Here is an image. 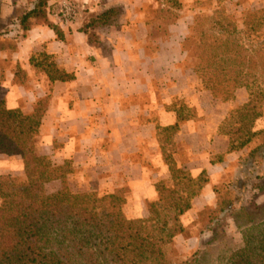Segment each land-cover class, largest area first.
Masks as SVG:
<instances>
[{
  "label": "crops",
  "instance_id": "1",
  "mask_svg": "<svg viewBox=\"0 0 264 264\" xmlns=\"http://www.w3.org/2000/svg\"><path fill=\"white\" fill-rule=\"evenodd\" d=\"M77 2L80 17L71 23H59L49 4V20L60 28L61 38L49 25H37L21 34L13 53L0 51L2 99L10 109L31 113L38 100L48 98L40 153L57 165L74 160L73 166L82 165L84 172L98 156L110 173L101 185L110 187L107 182L124 174L133 191L130 202L136 204L158 200L157 181L171 177L160 138L167 132L178 150L173 153L178 167L194 177L203 171L209 177L182 217L185 227L192 224L215 205L218 178L240 158L242 152L227 153L228 139L219 129L236 105L244 104L215 99L193 73L185 74L183 44L200 12L170 6L167 0ZM111 9L119 11L111 23L88 27L97 30L92 41L86 21ZM171 12L178 16L170 19ZM14 13V7L2 4L1 23ZM152 30L166 32L154 35ZM38 52L51 55L74 79L53 83L36 71L30 60ZM17 66L26 73L24 83L16 79ZM220 154L223 160L212 163V156ZM132 216H146V211Z\"/></svg>",
  "mask_w": 264,
  "mask_h": 264
},
{
  "label": "trees",
  "instance_id": "2",
  "mask_svg": "<svg viewBox=\"0 0 264 264\" xmlns=\"http://www.w3.org/2000/svg\"><path fill=\"white\" fill-rule=\"evenodd\" d=\"M34 1L28 11L15 10L12 18L19 33L25 36L34 26L47 24L61 38L60 28L49 20L52 0ZM1 13L0 0V26ZM168 15L170 18L171 13ZM118 16L119 11L111 9L91 18L85 27L86 33H89L88 27L108 25ZM247 29L253 30L249 23ZM4 36L9 35L0 33V39ZM18 41L6 44L5 40H0V51L13 53ZM237 57H232L226 49L223 61L231 67L229 72L221 70V74L205 79L208 91L217 100L232 98L231 89L242 85L240 81L249 93V101L230 112L220 126V134L228 139L227 153H247L254 139L264 134V130L258 132L254 129V123L262 117V92L252 90L250 76L239 70L241 64ZM30 63L53 83L74 79L45 52L33 54ZM16 74L18 82L24 83L26 73L20 66H17ZM48 103V98L40 99L31 113H24L21 109L8 108L0 97V155L20 156L27 177V182L20 185L11 175H0V264H175L166 255L164 246L184 233L181 217L192 208L193 199L209 182L207 173L203 171L194 177L170 160L168 167L173 185L170 188L164 183L156 185L160 205H150V228L144 220L125 218L119 211L121 200L114 195L79 194L66 187L48 195L45 193L46 184L63 179L68 172L63 166L54 165L36 146ZM263 148L264 144H261L250 151L248 157L253 158L256 153L264 156ZM223 157L222 154L212 156V163L221 162ZM228 176L233 181L232 173H228L226 179ZM230 185L231 182L229 185L224 182L215 185L217 200L214 208L207 207L199 214L204 230L213 231L223 215L233 216L242 228L235 215L246 209L232 205L229 200L226 202L223 194L224 188ZM104 205L110 206L108 212H101ZM204 215L208 218L203 219ZM246 217L243 246L228 256L225 264H264V219L256 222L252 216ZM178 264H197V254Z\"/></svg>",
  "mask_w": 264,
  "mask_h": 264
},
{
  "label": "rangeland",
  "instance_id": "3",
  "mask_svg": "<svg viewBox=\"0 0 264 264\" xmlns=\"http://www.w3.org/2000/svg\"><path fill=\"white\" fill-rule=\"evenodd\" d=\"M78 0H52L51 2L54 13L66 3L78 5L74 2ZM170 6L176 8H186L198 11L194 25L188 32L187 39L184 41L183 49L188 55L187 61L182 65L185 74L195 75L198 84L203 91H208L206 81L212 78L211 75L221 74L228 71L231 67L223 61L225 50L229 49L230 55H237L240 59L239 70L250 76L249 84L256 93H261L263 99L260 103L262 117L258 118L254 123V129L258 132L264 130V0H167ZM2 4L14 7L22 13L28 11L34 5V0H1ZM50 2V3H51ZM78 3V2H77ZM148 11V9H145ZM148 13V12H147ZM149 14V13H148ZM147 14V15H148ZM177 14L171 12L170 19H174ZM82 17V16H81ZM90 23L88 19L86 25ZM247 23V26H246ZM248 23L252 31L248 30ZM16 26L13 18L6 20L0 26V33H8V37L4 36L0 40L12 42L19 39L21 33ZM92 41L97 38L94 29L88 30ZM154 35H163L164 30H152ZM12 33V34H11ZM227 45V46H226ZM223 56V57H222ZM237 57V58H238ZM222 70V72H221ZM197 72V73H196ZM221 72V73H220ZM201 74V78L198 76ZM189 77V75H188ZM242 85L244 84L243 81ZM232 87V98L227 100L219 99L221 102H231L238 100L247 103L249 101V93L242 86ZM242 86V87H241ZM242 90V94L237 92ZM235 92V93H234ZM255 93V94H256ZM2 98V95L0 94ZM261 99V97H260ZM205 101V100H204ZM240 105H236L232 111H236ZM231 111V112H232ZM167 132L162 131L160 138L167 148L164 155V161L168 166V162L173 159L174 151L177 147L173 140H167ZM41 134L37 138V148L40 152L42 142ZM264 144V134L258 136L250 144L247 153L242 152L240 158L234 163H230V172L223 174L217 180V184L231 182L230 186L224 188L223 194L226 202L229 200L231 204L238 208L241 206L246 210L237 212L240 228L234 221L233 216H220L219 221L214 225L213 231L204 230L199 221L200 216L195 222L185 227L183 216L181 223L184 226V233L177 235L171 244L164 246L166 255L173 263L178 264L186 261L194 254H197V264H225L227 257L243 246V230L246 228L248 218L252 216L253 220L258 222L264 219V156L256 153L253 158H249V152L256 147ZM264 150V148L262 149ZM170 152V153H169ZM45 155V154H44ZM50 161L56 166H63L66 174L63 179L52 181L45 186V193L48 195L57 193L64 187L70 189L74 193H96L103 197L106 195H114L121 200L119 211L122 215L130 220H144L148 228H150V202L144 204H136L130 202L133 199V191L129 185L127 176L119 175L107 182L110 187L101 185L102 179L108 178L110 173H106L105 160L98 156L92 161L90 167H86L87 171H83L82 165L73 166L74 160L65 161L62 165H57L49 155H46ZM92 159V158H91ZM261 161V162H260ZM82 158H80V164ZM261 163V164H260ZM2 164V165H1ZM244 170V174L242 173ZM0 175H11L15 181L23 185L27 182L24 163L20 156L0 155ZM232 173V179L227 174ZM164 183L166 187H172L173 180L171 177L167 179H159L156 183ZM112 186V187H111ZM234 186V187H233ZM256 186L257 188H255ZM136 198L133 200L135 201ZM130 202V203H129ZM160 203L159 198L155 202ZM1 204V201H0ZM160 205V204H159ZM210 208H214L213 206ZM110 210L109 205H104L101 212L105 213ZM146 211V216H132L134 213L140 214ZM208 216L204 215L203 219ZM187 221H190L187 220Z\"/></svg>",
  "mask_w": 264,
  "mask_h": 264
},
{
  "label": "built area",
  "instance_id": "4",
  "mask_svg": "<svg viewBox=\"0 0 264 264\" xmlns=\"http://www.w3.org/2000/svg\"><path fill=\"white\" fill-rule=\"evenodd\" d=\"M81 10L78 5L66 3L57 10L55 17L59 23H71L77 19L78 15L80 17Z\"/></svg>",
  "mask_w": 264,
  "mask_h": 264
}]
</instances>
